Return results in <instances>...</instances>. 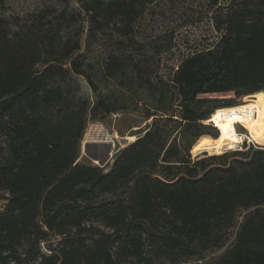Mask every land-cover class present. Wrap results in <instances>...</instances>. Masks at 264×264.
Here are the masks:
<instances>
[{"label":"trees","instance_id":"obj_1","mask_svg":"<svg viewBox=\"0 0 264 264\" xmlns=\"http://www.w3.org/2000/svg\"><path fill=\"white\" fill-rule=\"evenodd\" d=\"M0 0V264H264V148L193 158L206 124L264 92V0H205L218 39L167 70L140 40L161 0ZM76 7L71 5V2ZM234 93L235 97L207 95ZM152 119L107 170L79 161L91 122ZM216 254V255H215Z\"/></svg>","mask_w":264,"mask_h":264},{"label":"rangeland","instance_id":"obj_2","mask_svg":"<svg viewBox=\"0 0 264 264\" xmlns=\"http://www.w3.org/2000/svg\"><path fill=\"white\" fill-rule=\"evenodd\" d=\"M70 2L76 7L72 1ZM66 5L65 0H9L6 14L26 18L48 7L63 8ZM211 16L205 0H161L158 5L151 7L150 12L141 19L138 38L142 41L163 35L170 38L171 51L163 54L162 58V65L167 70L176 66L186 55L196 49L210 46L218 39ZM207 96L225 99L235 97L234 93ZM234 99L237 105L245 102V97ZM151 120L147 119L141 111L124 110L109 115L101 121L91 122L82 141L79 161L98 165L104 170L109 169L118 152L131 143L128 137L136 136L137 138L143 135ZM237 128L242 134H247L243 126L238 124ZM241 146L243 148L236 147L224 150L222 153H209V155H221L235 150H246L249 147L246 141ZM260 147L264 148V145ZM4 203L0 200V209Z\"/></svg>","mask_w":264,"mask_h":264},{"label":"bare ground","instance_id":"obj_3","mask_svg":"<svg viewBox=\"0 0 264 264\" xmlns=\"http://www.w3.org/2000/svg\"><path fill=\"white\" fill-rule=\"evenodd\" d=\"M261 94L264 93L258 92L245 96L243 104L216 110L206 123H213L217 127L219 137H200L194 145L192 152L200 153L203 150H207L210 154L222 153L224 150L239 147L246 139L264 145V100L258 99ZM252 104L257 105V108L245 107ZM234 109L236 111H233ZM234 116L242 117L244 123L234 120ZM238 124L247 130V134H242L238 131ZM128 140L132 142L136 140V136H129Z\"/></svg>","mask_w":264,"mask_h":264},{"label":"snow or ice","instance_id":"obj_4","mask_svg":"<svg viewBox=\"0 0 264 264\" xmlns=\"http://www.w3.org/2000/svg\"><path fill=\"white\" fill-rule=\"evenodd\" d=\"M258 99H260V100H264V94H261V96L258 97ZM245 107H246V108H253V109H256V108H257V105L252 104V105H246ZM233 111H236V110L234 109ZM233 119H234V120H238V121H240L241 123H244V119H243L242 117L234 116Z\"/></svg>","mask_w":264,"mask_h":264},{"label":"water","instance_id":"obj_5","mask_svg":"<svg viewBox=\"0 0 264 264\" xmlns=\"http://www.w3.org/2000/svg\"><path fill=\"white\" fill-rule=\"evenodd\" d=\"M197 143V142H196ZM195 143V144H196ZM194 144V145H195ZM194 147V146H193ZM191 153L193 154V158H198V157H200V156H208L209 155V152L207 151V150H203V151H201L200 153H193L192 151H191Z\"/></svg>","mask_w":264,"mask_h":264},{"label":"built area","instance_id":"obj_6","mask_svg":"<svg viewBox=\"0 0 264 264\" xmlns=\"http://www.w3.org/2000/svg\"><path fill=\"white\" fill-rule=\"evenodd\" d=\"M245 141H246V143L248 144L249 147L253 146V147H255V148H258V147L261 146V145H258V144H256L255 142H253V141H251V140H249V139H246ZM245 141H244V142H245ZM244 142H243L242 144H244ZM249 147H248V148H249ZM239 148H243V147H242V146H241V147L239 146Z\"/></svg>","mask_w":264,"mask_h":264}]
</instances>
